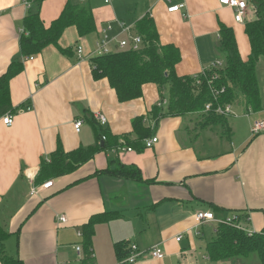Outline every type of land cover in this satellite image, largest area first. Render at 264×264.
<instances>
[{"label": "crops", "instance_id": "obj_1", "mask_svg": "<svg viewBox=\"0 0 264 264\" xmlns=\"http://www.w3.org/2000/svg\"><path fill=\"white\" fill-rule=\"evenodd\" d=\"M24 1L0 0V75L13 60L23 61L22 71L10 80L14 122L7 126L0 118V224L8 232L4 242L8 257L21 264H118L116 244L130 242L145 251L130 264H203L198 255L207 264L219 262L208 249L218 224L197 225L199 210L212 211L221 219L234 213L248 215L244 226L264 233V131L252 132L255 121H264L263 56L256 65L261 107H250L239 94L232 103L236 116H227L226 127L205 126L197 113L167 114L169 86L161 93L157 85L145 84L141 97L122 102L107 77L94 76L91 62L106 26L111 24L109 34L120 38L124 34L119 20L137 33L136 22L148 14L160 43L180 49L179 75L194 76L215 59H224L219 52L224 26L233 29L246 61L251 49L245 25L257 18L255 0H245L244 22H236L235 8L219 0H173L186 4L183 14L189 13L188 18L169 12L167 0H90L96 30L80 35L77 26L70 25L58 40L70 54L50 44L30 55L32 59L20 52L25 18L39 12L48 27L68 3L86 0L31 1L29 7ZM132 10L134 15L127 16ZM78 44L85 55H78ZM163 100L167 103L158 105ZM29 105L32 109H26ZM159 106L155 125L152 115ZM97 113L107 117L104 129L121 143L124 136L136 140L133 120L144 116V125L154 128L152 136L158 142L151 148L124 145L99 150L75 171L35 183L42 158L60 143L66 152L97 144L88 118ZM231 117L240 118L231 123ZM77 119L83 120L80 131L74 128ZM116 163L138 168L142 179L106 171L115 169ZM50 180L52 186L43 188ZM33 186L40 190L36 195L30 193ZM107 212L115 214L95 225L92 258L84 263L85 253L79 257L75 249L83 247L84 226L91 216ZM156 245L165 252L162 259L147 254Z\"/></svg>", "mask_w": 264, "mask_h": 264}, {"label": "trees", "instance_id": "obj_2", "mask_svg": "<svg viewBox=\"0 0 264 264\" xmlns=\"http://www.w3.org/2000/svg\"><path fill=\"white\" fill-rule=\"evenodd\" d=\"M29 1L40 2L42 0ZM255 1L257 18L246 22L245 25L251 49L248 60L244 61L240 56L233 29L222 27L219 52L224 58L221 59L224 65L207 69L206 76L201 75V84H197L195 75H179L177 73L176 66L181 61V51L173 44L163 45L160 43L155 21L149 14L136 22L137 33L143 38L142 48L93 56L91 62L94 66V76L96 78L107 77L115 89L118 99L122 102L141 97L145 84L157 85L161 93L169 86L167 114L182 116L188 113H200L203 125L226 127L228 125L227 116L217 114L215 111L218 104L233 103L238 95L242 94L250 107L256 110L261 107L256 65L260 57H264V0ZM24 23L25 33H22L20 38V52L24 57L40 53L50 44L56 45L62 52L70 54L69 49L61 48L58 44L64 29L70 25H76L80 35H88L96 30L90 0H86L84 3H68L61 15L48 27L44 24L39 12L30 13ZM22 69L23 61L13 60L6 71L0 75V118L15 110L11 101L10 80ZM217 73L218 77L213 80L212 84L214 83L220 88L224 86L225 91L215 99L208 80ZM208 102H213L214 108L204 112ZM160 107H155V112L152 115L155 125L159 120ZM88 118L95 128L97 144L66 152L60 143L48 157L42 158L35 183L75 171L82 164L91 160L99 150H118L124 145H130L136 149L145 148V139L154 133L153 127L144 125V116H139L133 120L134 132L137 134L136 140L129 141L124 136L125 143H121L120 137L113 136L107 129H104L95 119L94 114ZM103 136H105L104 140ZM106 171L126 178L142 179L138 168L123 166L120 163H116L115 169ZM114 214L109 212L95 214L85 224L83 247L76 245L80 246L82 252L85 253L83 255L84 263L88 261L87 259L92 258L90 255L91 240L95 225L108 220ZM7 237L8 232L0 224V258L2 262L4 264H21L20 260L6 255L4 242ZM129 245L130 242L116 244L118 264L128 255ZM208 249L213 260L225 259L236 254L257 253L261 264H264V233H255L249 236L245 231L232 224H219L216 229V237L208 245Z\"/></svg>", "mask_w": 264, "mask_h": 264}, {"label": "built area", "instance_id": "obj_3", "mask_svg": "<svg viewBox=\"0 0 264 264\" xmlns=\"http://www.w3.org/2000/svg\"><path fill=\"white\" fill-rule=\"evenodd\" d=\"M110 0H105L106 3H108ZM171 5L168 7L169 12H182V15L185 16V18L190 17L189 13L183 14V9H185L186 4L185 3H173V0H167ZM221 4L228 5L235 8V21L236 22H244L246 17V9H247V3L245 0H219ZM25 5L29 7L30 1L25 0ZM119 26L121 28V33L124 34L123 37H117V36H111L109 34V31L112 30L113 26L109 24L102 30L103 35L100 39L96 42V49L92 52L94 56L101 55V54H109L113 53L114 51L119 50H126V49H133V50H139L142 48L143 38L139 33H134L132 31V25H129L125 23L123 20L118 21ZM114 44V46H112ZM77 53L79 56L85 55L84 47L82 44H78L76 47ZM93 57V56H92ZM28 58V57H26ZM32 59L33 57L30 56ZM224 64L221 59H215L214 62H212L211 65L204 68L200 73L196 74L197 76V84H201V75L206 76L207 69L209 68H218L222 67ZM218 77V73L211 76L208 80L209 85L211 86V91L215 99L219 98V95L225 91V87H217L214 83L212 84L213 80ZM163 103H167L166 100H163L158 103V105H162ZM213 102H208L204 108V112H208L209 110L213 109ZM26 109H32V105H29ZM215 111L217 114L223 115V116H236V112L233 109L232 103H225V104H218L215 107ZM95 119L102 125L105 126L108 122L107 117L104 116V114L97 113L94 115ZM2 121L5 125L10 126L14 122V116L11 112L6 113L2 118ZM83 125L82 119H77L74 121V128L76 131H80L81 127ZM264 131V121L263 120H257L255 121V124L252 128V132L254 134H258L260 132ZM105 139V136H103V140ZM102 140V141H103ZM145 146L147 148H151L158 142L157 136H151L149 138L145 139ZM128 150H131V148H128ZM30 177V176H29ZM52 181L46 182L43 186V188H49L52 186ZM38 186H33L31 188V195H36L39 192ZM62 216V215H61ZM243 219L249 220L248 215L242 216L238 213L231 214L230 216L226 218H217L212 211H203L199 210L195 213V220L197 222V225H204L209 222H215L218 225L219 224H232L233 226L237 227L240 230L245 231L249 236H252L253 234L257 233L253 230H249V228H246L243 224ZM62 222H66L67 218L65 216L61 217ZM182 235H179L177 237V240H181ZM77 255L81 257L82 249L80 246L75 247ZM145 251H142L138 248V246L134 243H130L129 245V253L128 255L119 261L120 264H130V263H136L139 259H141L144 256ZM147 254L156 259H162L165 256V252L162 249L161 246L156 245L152 248H150L147 252Z\"/></svg>", "mask_w": 264, "mask_h": 264}, {"label": "rangeland", "instance_id": "obj_4", "mask_svg": "<svg viewBox=\"0 0 264 264\" xmlns=\"http://www.w3.org/2000/svg\"><path fill=\"white\" fill-rule=\"evenodd\" d=\"M140 9V8H139ZM129 15H134V10L131 11ZM204 113V112H202ZM254 114V113H253ZM195 116H198L199 119H201L202 117L197 113ZM257 116V115H256ZM240 118V117H239ZM239 118L235 119L233 117H231V123H234L236 120H238ZM65 216V215H62ZM60 216V220L61 217ZM66 218V216H65ZM63 221V220H61ZM6 244V243H5ZM199 256V260L203 263V264H207L205 263V259L202 255H198ZM219 262H215V261H209L211 264H261V260L259 259L257 253H250V254H236L234 256H230L228 258L225 259H221L218 260ZM215 262V263H214Z\"/></svg>", "mask_w": 264, "mask_h": 264}]
</instances>
